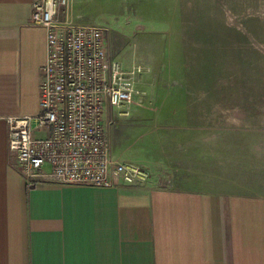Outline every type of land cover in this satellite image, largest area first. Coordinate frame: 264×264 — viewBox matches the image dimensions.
Instances as JSON below:
<instances>
[{"label":"rangeland","instance_id":"374dc122","mask_svg":"<svg viewBox=\"0 0 264 264\" xmlns=\"http://www.w3.org/2000/svg\"><path fill=\"white\" fill-rule=\"evenodd\" d=\"M73 12L160 102L109 132L138 182L264 193V0H76Z\"/></svg>","mask_w":264,"mask_h":264},{"label":"crops","instance_id":"0c3cea01","mask_svg":"<svg viewBox=\"0 0 264 264\" xmlns=\"http://www.w3.org/2000/svg\"><path fill=\"white\" fill-rule=\"evenodd\" d=\"M31 1L0 0V264H264L262 192L24 180L4 118L37 112Z\"/></svg>","mask_w":264,"mask_h":264},{"label":"built area","instance_id":"2783aa9c","mask_svg":"<svg viewBox=\"0 0 264 264\" xmlns=\"http://www.w3.org/2000/svg\"><path fill=\"white\" fill-rule=\"evenodd\" d=\"M75 1L30 2L29 23L44 33L37 112L4 118L6 150L28 184H132L144 173L114 154L112 122L132 107L156 112L160 102L136 86L139 67L108 55L101 29L80 21Z\"/></svg>","mask_w":264,"mask_h":264}]
</instances>
